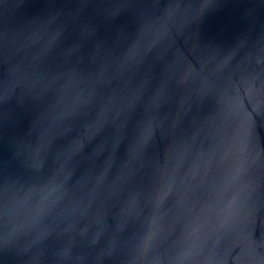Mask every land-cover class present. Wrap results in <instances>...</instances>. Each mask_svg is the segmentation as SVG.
Returning <instances> with one entry per match:
<instances>
[{"label":"water","instance_id":"obj_1","mask_svg":"<svg viewBox=\"0 0 264 264\" xmlns=\"http://www.w3.org/2000/svg\"><path fill=\"white\" fill-rule=\"evenodd\" d=\"M264 0H0V264H264Z\"/></svg>","mask_w":264,"mask_h":264},{"label":"snow or ice","instance_id":"obj_2","mask_svg":"<svg viewBox=\"0 0 264 264\" xmlns=\"http://www.w3.org/2000/svg\"><path fill=\"white\" fill-rule=\"evenodd\" d=\"M258 107H259L262 111H264V100H262V101L260 102V104L258 105Z\"/></svg>","mask_w":264,"mask_h":264}]
</instances>
